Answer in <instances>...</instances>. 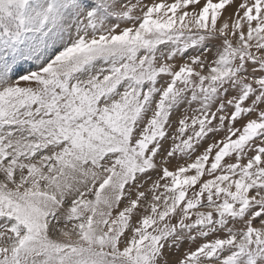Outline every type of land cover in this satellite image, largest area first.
Listing matches in <instances>:
<instances>
[{
    "label": "snow or ice",
    "instance_id": "6c2138e0",
    "mask_svg": "<svg viewBox=\"0 0 264 264\" xmlns=\"http://www.w3.org/2000/svg\"><path fill=\"white\" fill-rule=\"evenodd\" d=\"M0 264H264V0H0Z\"/></svg>",
    "mask_w": 264,
    "mask_h": 264
},
{
    "label": "rangeland",
    "instance_id": "374dc122",
    "mask_svg": "<svg viewBox=\"0 0 264 264\" xmlns=\"http://www.w3.org/2000/svg\"><path fill=\"white\" fill-rule=\"evenodd\" d=\"M36 2L42 3L43 0H36ZM35 6H36V3L34 2L33 7H35Z\"/></svg>",
    "mask_w": 264,
    "mask_h": 264
}]
</instances>
